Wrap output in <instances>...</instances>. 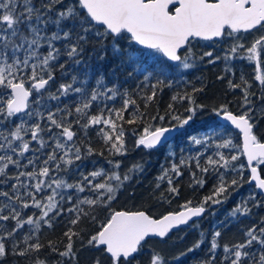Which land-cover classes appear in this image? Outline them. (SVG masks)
<instances>
[{"label":"snow or ice","instance_id":"obj_1","mask_svg":"<svg viewBox=\"0 0 264 264\" xmlns=\"http://www.w3.org/2000/svg\"><path fill=\"white\" fill-rule=\"evenodd\" d=\"M50 25H54L57 31L48 34L47 28ZM253 33L259 35H254L248 43L245 34ZM226 39H231L232 43L223 57L209 50L200 59L207 57L209 64L220 59L226 62L233 59L246 60L255 65V75L253 83L243 75L242 83L228 80L229 88L240 89L242 92L239 112L230 110L228 104L213 109L218 117L238 130L241 143L236 145L232 139L214 142L217 151L214 156L207 158L205 166L199 163V155L192 158L201 173L213 171L217 174V183L213 186L211 195L204 197L198 204L187 200L179 206L178 211H167L155 216L150 214L149 209L116 210L112 207L121 190L132 181L133 175L144 171L141 163L133 164L121 173L118 170L122 162L110 159V169L101 168L86 175L81 172V178L72 183L52 176L53 172L68 173L77 161H82L85 156H91L95 152L90 145L82 151L76 144L74 138L77 132L73 130V124L78 125L85 135L90 129H95L111 156H124L128 152L125 124L143 123V130L136 139L135 146L152 150L163 146L171 132L189 125L197 110L204 107L197 103L194 96L195 92L203 91L201 88L171 97L173 102H187L188 107L184 111L188 115L177 114L174 104L170 103L164 115L148 117L147 122L138 106L131 118L125 119V113L130 106H136V101L128 93H123L126 98L123 99L121 107L104 104L103 107L97 106V112L91 114L94 102L102 99L112 101L121 93L115 85L105 86L106 78L103 73L95 81L97 86L91 89L83 86L86 79L80 82L82 86L74 87L77 76L73 75L72 83H61L56 92H48V98L59 101L61 96L80 94V101L75 104L74 109L65 105L47 112L46 126L38 121L29 124L28 120H21L15 124L13 130H9L7 126L0 129V150L4 152L0 154V177H4L0 183H6L8 179L16 181L11 185L12 194L9 191H0V196L7 201L0 202V222H14L10 228L0 224V264L9 252L19 257H30L39 253L45 245L36 234L44 225L53 228V221L65 211L72 214L67 230L63 233L66 243L63 240L49 241L47 245L51 252L58 253L63 258L57 264H75L77 241L82 247L86 244L101 250L109 264H133L136 254L148 238L164 239L181 226L199 231L200 238L187 250L193 252L206 242V236L198 229L197 223L190 224V221L202 217L208 211V205L222 203L230 189L242 187L245 182V169L250 172L246 182L253 185L254 190L234 208L231 216H248L252 207H264V200L260 198L264 196V142L255 132L258 125L253 100L256 97L261 101L260 115L264 117V0H39L38 5L36 0H0V118L6 125L18 115L27 116L29 119L35 116L43 120L45 117L39 106L50 82L55 80V62L61 55H65L74 64H80L82 53L89 44L95 46L93 52H100L98 58L101 60L109 49L114 55L122 57L121 65L132 68L128 73L130 77L134 73L143 75L144 81L154 77L156 82L151 85V94L144 97L146 102H151L157 96L158 89L171 86L170 82L165 84L162 79L168 76L170 70L174 72L179 66L183 69L194 67L189 62L195 56L193 41L215 43ZM55 41L64 42L63 48H57ZM44 44L48 48L46 53L40 51ZM152 53H160L166 60L159 61L153 57L154 64L148 65L147 60ZM59 67L63 70L64 64ZM225 71L231 72L232 69L226 67ZM218 79L224 77L220 76ZM254 82H258L259 96L252 91ZM32 104L37 107L33 109ZM69 116H74L75 119L69 121ZM166 120L170 126H164ZM53 128L59 131L49 137L53 140L52 150L47 153L41 166H37L40 162L39 156L29 158L26 164H21L19 159L14 158V155L23 157L25 153H37L48 147L42 133H52ZM29 133L31 140H26L25 136ZM61 137L64 138L63 141ZM189 139L196 145H205L211 137L203 140L195 137ZM32 141H36L39 147L31 148ZM237 148L238 151L230 155L220 151ZM9 152L14 155L8 154ZM100 155H103L102 151ZM241 156L246 158V165L237 163ZM186 164L187 160L182 159L179 165L174 163L170 169L163 170L158 180L167 181L168 196L162 193L157 197L158 200L171 203L169 196H179V188L173 184V175L181 176L180 168ZM10 165L17 169L31 165L32 171H18L9 177L6 170ZM221 169L225 171L221 172ZM227 173L236 175L228 179ZM192 176L195 184L204 186V179H197L195 172ZM21 177L34 182L26 183ZM160 186L157 183L156 188L159 189ZM48 189L51 190L48 195L38 198V194ZM60 189H75L77 193L87 190L92 195L77 197L73 203V196H65L58 191ZM65 201L72 206L65 209L62 203ZM15 205L22 209H38L39 215L33 213L25 217ZM5 210H8V214H4ZM98 212L104 213L102 220L98 219ZM82 219H89L93 224L99 222V227L88 235L86 241L84 230L76 228ZM220 224L226 226L225 222ZM25 225L31 227L21 237L20 233ZM221 235L219 228L212 232L211 239L207 241L210 255L200 264H216ZM244 237L242 242L223 245L225 255L221 264L225 261L227 264H264V217L258 224L254 223L249 227L244 232ZM61 243L63 250L58 247ZM255 245H259L261 249L258 257L254 251H250ZM32 264L47 262L37 257ZM94 264H102V261L97 259ZM150 264H166L165 257L154 252Z\"/></svg>","mask_w":264,"mask_h":264},{"label":"trees","instance_id":"obj_2","mask_svg":"<svg viewBox=\"0 0 264 264\" xmlns=\"http://www.w3.org/2000/svg\"><path fill=\"white\" fill-rule=\"evenodd\" d=\"M37 5L39 0H36ZM20 7V5H18ZM53 31H57L54 25H50L47 28L48 34ZM259 33L247 34L245 36H252L251 39L247 41L251 42L254 35ZM230 39H226L218 45L221 46H211L203 42H192L193 52L195 56L189 62L194 64L191 69H183L179 66L176 71H169L165 80V84H171L170 87L162 86V90L157 91V96L151 101L146 102L144 97L151 94V85L154 84L155 78L149 77L148 81H144L143 75L134 73L133 76H129L128 73L132 71L129 66H122L120 61L122 57L116 56L109 49L107 55L103 60L99 59L100 52L97 50L93 52L95 47L93 44L86 46L84 53H82V60L80 64H74L67 56L61 55L58 61L54 64L55 80L50 82L48 91L44 93V100L39 106L41 112L44 114V119L41 120L39 117H32L28 119V123L40 122L42 126H46L48 121L46 119L47 112L55 111L56 108H63L68 105L70 108L74 109L76 103L80 101V94L72 93L69 96H61L59 101L52 100L48 98V92H56L57 88L61 83H72L73 75L77 76V80L74 83V87H80L81 81L86 79V83L83 85L86 89H91L96 87V79L99 74L103 73L105 79V86L112 87L115 85L120 91L121 95H118L114 100H99L94 102V107L90 110L91 114H95L98 107H103L107 104L109 107L119 108L122 105L123 99L126 98L123 93H128L132 99L136 101V106H130L128 112L125 113V119L131 118V115L136 111L138 106L139 111L144 114L145 122L147 118L151 116L164 115L168 109L170 103L174 104L177 114L188 115L184 111L188 107L187 102H173L171 97L175 94H184L185 92L191 93L193 89H203V91H198L194 93L195 99L198 104L203 105L202 109H198L193 120L190 121L189 125L185 126L180 130L178 135L173 139V141L167 145L161 146L158 149H144L142 147H135L133 149L132 142L143 130V123H137L133 125L125 124V141L128 152L124 156H111L107 151L103 140L97 135L95 129H90L85 135V133L80 129L78 125L73 124V130L77 132V136L74 138L76 144L82 148V151L87 147L91 146L95 149V152L91 156H85L82 161H77L75 165L71 166L68 173L64 172H53L52 174H59L61 178L72 183L79 180L80 173L83 172L85 175L91 171L98 169H110L108 160H120L122 163H127L130 166V162L141 163L144 166V171L138 173V175H133L131 182H128L126 186L118 194L117 200L112 203V207L116 210H136L137 208L149 209L150 214L159 216L167 211H178L179 206L187 200H191L193 204H198L203 200L204 197L211 195L213 191V186L217 183V174L210 171L207 174L201 173L199 169L196 168V161L192 159L199 155V163L201 166H205L206 160L209 156H214L217 151L214 142H221L223 139H232L233 143L239 145L241 143V137L238 132L224 127L220 124L218 116L213 111L214 108L219 107L222 104H228L230 110L233 112H239L242 92L240 89H231L228 86V80H232L234 83H242L241 76L243 75L246 80L250 83L254 81L255 75V65L249 63L246 60L233 59L226 62L223 59L217 60L214 64L207 63L208 58L205 57L203 60L200 56L205 51H213L215 55H220L223 57L227 48L232 42ZM55 46L57 48H63L64 42L55 41ZM126 44L127 42H122ZM41 52L46 53L48 51L47 45L44 44L40 49ZM147 51V50H145ZM164 61L165 57L160 53H152L147 60L148 65H153L154 60ZM170 63V62H169ZM64 64V69L61 70L59 65ZM86 65L88 67H86ZM226 67L232 69L231 72L225 71ZM234 73V74H233ZM86 74V75H85ZM146 74V73H145ZM223 76L224 79H218V77ZM252 91L256 92V95H260V89L258 82H254ZM255 101V112L257 128L255 132L257 136L264 142V117L260 115L259 108L261 101L253 97ZM147 103V107H145ZM98 106V107H97ZM37 105L32 104V108L35 109ZM24 116V115H23ZM22 117V116H21ZM19 118H13V124L8 123L3 127L7 126L9 130H13L15 124H18ZM59 118V116H58ZM75 119L74 116H69L68 120L72 121ZM153 123H156L153 121ZM174 123V122H173ZM164 126H170L168 121H165ZM1 128V129H2ZM53 131H59L53 128ZM189 137H211L205 145L194 144ZM49 136L47 141H49ZM103 155H100V152ZM225 155H230L238 151L237 149H221ZM18 159V156H15ZM131 159V161L129 160ZM182 159L187 160V164L181 166L180 170L182 175L175 177L173 175V184L179 188V196H169L171 203L166 200H158L163 193L168 196L166 189L168 188L167 181H159L158 177L162 174L163 170L170 169L172 164H180ZM237 163H244L246 161L243 156H241L240 161ZM21 164H26L25 161ZM37 166H41L38 165ZM17 169V168H16ZM14 169V170H16ZM18 171H32V166L27 168L17 169L14 172H7L8 176L11 177ZM224 172V169L220 170ZM196 173L197 179H204L205 183L203 187L194 183L192 173ZM171 175V173H170ZM227 178L231 179L235 176V173H227ZM262 175H264V166H262ZM71 178V181L70 179ZM238 178V177H237ZM4 177H0L3 180ZM249 179L248 171H244V183L242 187L232 188L229 193L226 194L227 198L223 200L220 204H210L208 205V211L205 213L201 220L196 221L198 224V229L203 231L206 236V242L201 245V247L193 252H188L187 250L193 246V244L200 238L199 231L196 228L185 226L181 230L175 231L170 234L164 240H149L143 244L140 252L136 255L133 264H150L148 259L154 252H159L165 257L166 264H200V262L207 259L210 255L208 252L209 243L208 240L211 239V234L216 228H219L222 235L219 238L220 247L216 252V264H221V260L225 253L223 252V245H232L237 242H242L244 237V232L251 227L254 223L258 224L260 219L264 217V207H252V212L248 216H243L237 214V216L232 217L231 213L234 208L253 192V186L248 184L246 181ZM21 180L26 183H33L34 181L28 180L26 177H21ZM16 183L14 179H8L6 183H0V191L11 192V185ZM157 183L161 186L159 189L156 188ZM24 189H21V193ZM141 194V195H140ZM73 196V203L76 198H83L84 196L92 195L87 190L84 193H77L75 189H70V194ZM264 200V196L260 197ZM0 202L6 203V199L0 196ZM22 213L23 216L30 215L29 211L35 208L22 209L19 205H15ZM72 204L68 202H63V207L65 209L71 207ZM87 208V206H83ZM4 214H8V210H5ZM72 214L63 213L61 217L56 218L53 221V228L42 227L41 231L36 235L39 237L40 242L45 245V247L39 252L34 253L30 257H19L11 252L8 256L4 258L2 264H32V261L37 257L39 259L45 260L47 264H57V261H63V258L59 257L58 253H53L49 249V241H60L63 240L66 243V239L63 238V233L67 230L68 220L71 218ZM98 219L102 220L104 213H97ZM220 222H225L226 226H221ZM6 228L13 226V221L0 222ZM99 227V222L93 224L89 219H82L80 224L76 226L77 230L83 229V236L86 241L90 233H94ZM30 227L25 225L24 229L21 231L20 236L24 233L29 232ZM151 245V247H149ZM60 250H63V243L58 245ZM154 247V248H152ZM75 248L77 250V261L75 264H94L97 259L102 261V264H109L106 256L101 250L91 248L86 246H81L80 242L77 241ZM257 255L261 253L259 245H255L253 249ZM181 253L185 255L181 256ZM227 264V261L224 262Z\"/></svg>","mask_w":264,"mask_h":264},{"label":"rangeland","instance_id":"obj_3","mask_svg":"<svg viewBox=\"0 0 264 264\" xmlns=\"http://www.w3.org/2000/svg\"><path fill=\"white\" fill-rule=\"evenodd\" d=\"M249 35V34H248ZM259 35V34H258ZM247 37V41H249L251 38L250 37H252V36H246ZM229 42H232V40L230 39L229 40ZM218 46H221V47H223L222 45H218ZM259 112H260V108H259ZM13 118H15V117H13ZM12 118V119H13ZM29 118L27 117V116H22V117H20L19 118V121H18V123H20L21 122V120H28ZM11 124H13V121L11 120V122H10ZM5 125V122L3 121V119L2 118H0V129L2 128V126H4ZM57 131H53L52 133H48V132H44V133H42V135H43V137H44V139L47 141V138H48V136L50 137V136H53L55 133H56ZM139 136V135H138ZM138 136L136 137V139L138 138ZM197 138H199V139H202V137H197ZM25 139L26 140H31V135H30V133L28 134V135H26L25 136ZM136 139L132 142V144H133V149L135 150V141H136ZM61 140L63 141L64 140V138L63 137H61ZM75 140V139H74ZM48 142V147H46V148H44V149H42L40 152H37V153H33V152H28V153H25V155L23 156V157H19L18 156V159L20 160V162H23V161H25L26 163H27V160L29 159V158H35V156H39L40 157V162H38V165H41V163H42V161H43V159H46V156H47V153L48 152H50L51 150H52V144H53V140L51 139V140H49V141H47ZM69 144H71V142H68ZM15 144H19V142H15ZM30 147L31 148H38L39 147V144L36 142V141H32L31 142V145H30ZM142 147V146H141ZM143 148V147H142ZM139 149V148H138ZM0 154H4V152H3V150H0ZM8 154H10V155H14V154H12V153H8ZM14 158H15V155H14ZM130 161H131V159H129ZM133 164H136V162H130V166H128V164L125 162V163H122V166H121V168L118 170V171H120L121 173H123V172H125L128 168H130ZM30 166V165H29ZM14 169H16V167L15 166H12V165H10L9 166V168L6 170V172H14V171H16V170H14ZM52 176H55L56 178H61V176L59 175V174H57V175H54V174H51ZM135 175H138V173H136V174H134V176ZM70 179V181H71V178H69ZM68 182V181H67ZM54 187V186H53ZM50 189H48V190H46L44 193H41V194H38V198L40 197V196H46V195H48L49 193H50ZM58 191H60L62 194H64L65 196H67L68 194H70V189H60V190H58ZM141 195V194H140ZM57 199H59V197H57ZM63 203V202H62ZM29 213H30V215H32L33 213H36L37 214V216L39 215V210L38 209H34V210H32V211H29ZM28 226V225H27ZM28 227H31V226H28ZM42 227H46V228H48L46 225H44V226H42ZM149 247H151V245L149 246ZM152 248H154V247H152ZM148 262L150 263V260L148 259Z\"/></svg>","mask_w":264,"mask_h":264},{"label":"water","instance_id":"obj_4","mask_svg":"<svg viewBox=\"0 0 264 264\" xmlns=\"http://www.w3.org/2000/svg\"><path fill=\"white\" fill-rule=\"evenodd\" d=\"M170 63H172V62H170ZM32 98H30V100H31ZM19 116H21V115H18V116H16V117H19ZM219 121H220V123L223 125V126H226V127H228V128H231V129H233V130H235V131H237L238 132V130H236L233 126H231L228 122H226V121H224L221 117L219 118ZM179 131H180V129H177V130H175V131H173V132H171L170 134H169V139H168V141L166 142V143H164V145L165 144H168V143H170V142H172L173 141V139L177 136V134L179 133ZM143 147V146H142ZM161 146H158L157 148H160ZM156 148V149H157ZM145 149V148H144ZM245 158V157H244ZM245 161H246V158H245ZM248 171V174H249V176H250V172H249V170H247ZM258 191V190H257ZM205 215V214H204ZM204 215L202 216V217H200V218H194V220L193 221H190V223H192V222H196V221H198V220H200V219H202L203 217H204ZM183 227H185V226H181L179 229H174L171 233H173V232H175V231H178V230H180V229H182ZM170 233V234H171ZM169 234V235H170ZM167 238V237H166ZM166 238H164V239H166ZM152 239H159V240H163V239H161V238H158V237H151V238H148L146 241H148V240H152ZM145 243V242H144Z\"/></svg>","mask_w":264,"mask_h":264},{"label":"flooded vegetation","instance_id":"obj_5","mask_svg":"<svg viewBox=\"0 0 264 264\" xmlns=\"http://www.w3.org/2000/svg\"><path fill=\"white\" fill-rule=\"evenodd\" d=\"M254 34V33H253ZM245 35H247V34H245ZM224 40H222V41H217V42H215V43H213V42H207V41H193V42H203V43H206V44H210L212 47L213 46H217L218 45V43H221V42H223Z\"/></svg>","mask_w":264,"mask_h":264},{"label":"bare ground","instance_id":"obj_6","mask_svg":"<svg viewBox=\"0 0 264 264\" xmlns=\"http://www.w3.org/2000/svg\"><path fill=\"white\" fill-rule=\"evenodd\" d=\"M219 118H220V117H218V120H219ZM262 142H263V141H262ZM168 144H169V143H168ZM165 145H167V144H165ZM163 146H164V145H163ZM157 149H158V148H157Z\"/></svg>","mask_w":264,"mask_h":264}]
</instances>
